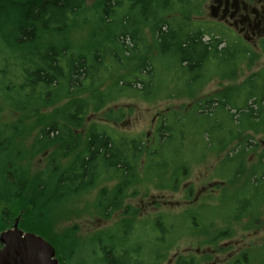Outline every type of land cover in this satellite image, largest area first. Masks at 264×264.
<instances>
[{"label":"rangeland","instance_id":"rangeland-1","mask_svg":"<svg viewBox=\"0 0 264 264\" xmlns=\"http://www.w3.org/2000/svg\"><path fill=\"white\" fill-rule=\"evenodd\" d=\"M95 1L86 0L88 13L80 20L78 19V26L61 35H50V39L56 43H63L64 41L66 44H71L74 51L80 49L83 51L86 47L97 44L109 46L107 42H103L109 32L108 29L99 26V15L90 14V8ZM192 1L189 8L196 10L193 11L191 18L196 25L202 24L208 27L221 21L219 16L212 13V8L209 9L206 5V0ZM129 2L131 1H125L115 8L112 16L113 25L110 26L112 33L118 34L120 32L119 22L125 15L130 16L129 31L133 32L137 29L135 28L137 14L131 8ZM262 3L264 5V0H262ZM250 6L254 7L255 4H250ZM5 10L0 8L1 13ZM179 10L172 11L163 19L170 20L174 18L176 27H180L182 22L180 16L183 12ZM6 13L8 14V12ZM1 19L4 23L3 28L6 30L7 21H5L4 16ZM156 24L158 23L142 24L148 44L154 41L152 27ZM262 34L263 38L261 40H264V33ZM253 38V43L248 44L249 58H244L245 60L241 62L234 75L227 74L229 71L227 67L225 71L220 70V73L212 60L208 70L201 75H197L198 81H202V83L193 86L190 92H184L183 85L180 83H174L172 86L176 85V87H170L171 90L164 88V83L181 78L182 73L178 70V67L175 69L177 74L171 70L173 54L158 56L154 50L152 56H158L156 60L157 68H155L151 77L155 79L157 87L152 90L149 98L132 93L115 97L101 109L88 111L83 116L82 121L74 126V138L77 136L76 134H81L83 137L85 130L93 125H102L116 130L120 134L132 137L138 136L142 142L152 147L154 145L155 129L161 118L164 120V116H168L169 119L179 117V120L175 122L177 123L175 126L182 124L180 119L188 124V126L182 127L186 133V136H184L185 141L183 140V145L180 144L181 151L178 156L170 158L172 160L171 164L166 162L161 165L156 164L157 167L147 170L149 157L142 158L137 179L133 181V188L130 184L132 189L129 188L128 197L124 198L121 210L103 217L94 208V202L101 190L100 188L106 187L111 190L116 182H120L119 179L117 181L102 182L96 188L94 185L89 191L75 197L74 194L66 196L68 201H65L57 209L55 207L44 208L47 209L45 213L47 211L49 213L50 209L56 210L51 212L49 216L47 213V218L43 214L42 232L44 235L53 238L55 243L60 246L65 245L62 244L64 239L67 241L66 244L71 246L68 248L69 252L74 253L70 264H79V256L85 259V264H95L92 255L93 240L97 234L113 229L117 222L126 217L124 214L126 205L133 206L136 212L132 223H134L139 236L131 234L134 242L138 238L145 237L142 238L145 240L143 248V251L145 250L143 252L145 264H175L177 257L186 258L189 256H196L195 259L200 262L198 264H235L234 260L237 258L238 253L242 252H247V264H264V192L261 191L259 195L252 199V194H249L250 189L248 188L250 175L252 179L255 175L264 173V133H248L252 138L245 143L241 155L243 166H241L240 155H236L241 151V145L238 144V141H231L228 146L226 145L225 148L219 150L208 148L198 136L200 128L197 127L194 132L192 129H195V126L190 125L187 118H185L189 112L193 113L194 110L192 109L206 97H214L221 90L227 88L239 87L251 76L264 71V41L261 42L256 36ZM219 62L223 63L222 61ZM130 63L128 62L125 67L109 66L110 63H105L108 66V71L103 76L105 77L104 84L100 89L111 87L117 78L130 73L134 67ZM209 75L212 78L208 79ZM139 77L141 79L148 78L144 74ZM130 80H132V77H130ZM159 84L161 86L158 87ZM256 84L259 85L258 82ZM60 92L64 93L63 90ZM82 94V96H86L84 91H82ZM67 101L68 99L62 98L43 109L42 113L47 114L42 118L37 116L38 122L40 120L43 123L57 121L61 124L63 121L54 120L53 111L64 107ZM117 108H120L121 112H125L121 119L116 123L113 121L103 122V119L106 118L107 120V115ZM111 115L115 116L114 113ZM19 118L20 114L14 112L12 105H9L6 100L0 99V121H4L7 126H11L15 122L20 123ZM155 118L157 119L154 120ZM38 122L36 120L27 122L25 126L28 131L22 133L19 138L15 136L11 141H6L7 144L4 142L0 145V156L3 157V161L0 163V231L8 217L10 219L8 221L11 223L17 215H21V222L25 228H28L26 226L27 220L33 222L32 212L29 209H24L25 207L20 202L21 199L10 196L6 186L4 189L3 172L7 167L11 168V165H18V168L25 171L27 178L34 179L49 163L51 156L57 153L58 149L55 143L47 144L45 151L32 153L35 146L34 136L41 127ZM225 124H227L226 121ZM20 128L23 129V126H20ZM29 128H32V131L27 134ZM175 141H177L176 137L170 143L173 148L177 149ZM57 143L60 144V142ZM78 149L79 146L76 150ZM72 154L73 152L70 153L68 159ZM143 161H145V166H142ZM240 167L243 172L233 178V169H240ZM172 175L176 176L174 180L171 178ZM52 191L53 187H51ZM245 197L250 200L249 202L252 199V205L247 204L251 207L250 211H246V200L243 199ZM237 201V208H242L246 212L235 210ZM158 215H164L163 219L170 231L166 237L164 236L163 242L156 239L158 233L151 225ZM35 223L33 222V224ZM141 226L145 230L140 228ZM223 229H228L231 237L214 238V235L220 233ZM208 240L213 242L210 243ZM229 241H238V244L224 248L223 244ZM160 248H162L161 255L164 254V256L162 255L161 259H156V254L153 252ZM208 248L210 251L206 252L205 250ZM211 249L216 251L212 252ZM113 253L118 255L117 252ZM205 254L209 257H205Z\"/></svg>","mask_w":264,"mask_h":264},{"label":"trees","instance_id":"trees-1","mask_svg":"<svg viewBox=\"0 0 264 264\" xmlns=\"http://www.w3.org/2000/svg\"><path fill=\"white\" fill-rule=\"evenodd\" d=\"M125 1L129 0H96L89 12L92 15H99V26L108 29L106 40L104 38L103 42H107L109 46L97 44L86 47L83 51L81 49L74 51L71 44L64 41L56 43L49 36L64 34L78 26L79 20L88 13L86 0H0V8L7 10L0 12V99L6 100L12 105L14 112L20 114V123L15 122L7 126L6 122L0 121V145L11 141L15 136L19 138L22 133L28 131L25 126L27 122L33 120L38 122L37 116L42 118L47 114L42 113L43 109L62 98L68 99L66 105L53 112L54 120L69 124L62 129L66 133L65 136L71 132L68 127L81 122L88 111L101 109L115 97L132 93L149 98L152 90L157 87L151 75L157 68L156 60L160 55L173 54L171 70L176 73L175 69L178 67L182 73L181 78L164 83V88L171 90L176 87L172 86L174 83H180L185 92H190L193 86L202 83L198 81L197 75L206 72L212 60L219 71H225L227 67L229 69L227 74L231 76L244 58H249L248 46L238 37H229L226 31L215 23L207 27L202 24L196 25L191 20L193 11H196L189 8L192 0H130L131 8L137 14L135 19L137 29L129 31L130 16L125 15L119 22L120 32L112 33L110 26L113 25L112 16L115 8ZM179 9L183 12L180 16L182 20L180 27H176L174 18L163 19L172 11ZM2 16L7 21L6 30L3 28ZM143 23H158L152 27L153 43H147ZM154 50L158 54L157 57L152 56ZM128 62L133 64L132 71L135 72L130 71L117 78L111 87L100 89L104 84L103 76L108 71L105 63H110L109 66L125 67ZM141 74L147 75L148 78L141 79L139 77ZM209 78L212 76L209 75ZM61 90L64 93L60 92ZM82 91L86 96H82ZM192 110L194 112L187 114V120L190 125L195 126V129H192L194 132L197 127L200 128L198 136L204 141L205 146L219 150L228 146L231 141H238L241 151L236 155H240V163L243 166L241 155L245 143L252 138L248 133H264V71L251 76L239 87L227 88L214 97H206ZM120 112L121 109L117 110L118 115ZM107 116L110 117V114ZM178 120L179 117L173 119L169 122L170 125L167 124V119L162 120L164 125L161 128L167 134L165 136L167 141L172 138L168 133L184 132L182 127L188 126L182 119H180L182 124L175 126ZM38 124L41 127L34 136L33 154L45 151L47 144L50 143V132L57 130L56 123L51 124V121L43 123L40 120ZM210 124L215 129L211 140L208 134ZM20 126H23V129ZM31 131L32 128L27 134ZM104 132L103 130L101 136L96 134L90 136L86 147L87 156L78 155L79 158L77 157L70 170L58 174L55 181H52V184L56 182L52 192L47 188L50 177L48 168L41 170L33 179L27 178L25 171L18 168V165L4 169V189L6 186L10 196L20 198L25 210L29 209L32 212L34 209L37 222L42 221L43 216L47 218L48 213V211L45 213L47 209L44 208L51 207L52 203L62 201L63 198L66 199V196H71L72 193L75 194V190H78L83 182L92 178L95 159L99 155H102L108 165L128 167L126 153L116 149L115 144ZM125 145L120 143L119 146ZM131 145L136 165L138 157L145 152V145L141 140H133ZM242 172L241 167L234 168L233 178ZM261 177H264V173L257 174L252 179L251 175L249 177V194H252L253 199L259 191L264 192V183L259 182ZM243 199L246 200L247 210L249 208L247 204L250 202L246 198ZM235 210L246 212L237 206ZM26 226L32 229L34 226L32 220H27ZM110 261L114 263L111 257L108 263ZM127 263L126 261L125 264Z\"/></svg>","mask_w":264,"mask_h":264},{"label":"flooded vegetation","instance_id":"flooded-vegetation-1","mask_svg":"<svg viewBox=\"0 0 264 264\" xmlns=\"http://www.w3.org/2000/svg\"><path fill=\"white\" fill-rule=\"evenodd\" d=\"M250 4H255V6H250ZM211 11L214 15H217L221 18V21L216 22L215 24L219 26V28H222L228 36L230 37H238L239 40L248 46L249 43H253V37H258V40L261 42L264 40H261L264 33V5L262 3V0H216V3H214L211 6ZM214 24V23H213ZM242 37V38H241ZM181 92V91H180ZM185 92V91H184ZM120 108H117L116 110H113L110 112V117L106 120L103 119L105 123H109L113 121L116 123L121 117L125 114V112H120L119 115L117 114V110ZM114 113L115 116L113 117L111 114ZM109 115V114H108ZM185 117V116H184ZM182 118V117H181ZM185 118H188L186 116ZM155 118L154 120H156ZM168 120L169 117L164 116V121ZM163 118H161L159 125H157L155 129V135H154V145L151 147L149 144H145V152L141 154V156L137 159V164L135 165L133 161V153H132V141H139L138 136H128L125 134H120L118 131L113 130L111 128L102 126V125H93L87 130H85V134L82 137L81 134H76L77 136L74 138V126L68 127L70 128V133L66 135L64 131H62L63 127L69 126V124L62 122L61 124L57 121H52L51 124L56 123V131L50 132L49 140L50 144H57V153L54 156H51V160H49V163L45 166V168H48L49 170V179H48V185L47 188L51 192V187H54V184H52V181L54 182L57 178L59 173H65L68 170H70L73 163L76 161L78 155L80 156H87V142L92 134H96L98 136L103 135V130L109 136V139L111 142L115 144L116 149H120V151H124L126 153V161L128 163V167H124L121 165H108L106 161L103 159L102 155H99L95 159V170L92 175V178L88 181L83 182L79 187L78 190H75L74 197L78 194H81L83 192L89 191L91 187L95 185L98 187L102 182H109L111 180L117 181L119 179V183L116 182V184L112 187L110 190L109 188H100L96 201L94 202V208L95 210H98V214L100 216H109L112 212L121 210L123 208V202L124 198L128 197V190L129 188L132 189L134 186V180L137 179V176L139 174L140 164L143 157H149L148 164L146 166V169L150 170L157 165H161L163 163L171 164L172 160L170 158L177 157L180 149V144H184V136H186L185 131L179 132L174 135L173 131L171 133H168L169 135H172V138L167 141L165 139V136L167 135L164 132V129L161 127L164 125L162 123ZM171 122L173 120V117L169 119ZM169 122L167 124H169ZM80 122L77 123V125ZM170 125V124H169ZM181 131V129H179ZM54 133V134H53ZM116 133V134H115ZM161 136V137H160ZM175 145H177V149L172 147V144L170 141L175 139ZM183 138V139H182ZM184 140V141H183ZM57 142H60L57 143ZM126 144L124 147H120V143ZM162 144V145H161ZM216 144V143H214ZM160 145V146H158ZM165 145V146H164ZM212 145V144H208ZM79 146V149L76 150V148ZM215 148V147H214ZM149 151V153L147 152ZM156 151L157 153H154ZM73 152L71 157L70 153ZM78 157V158H79ZM155 157V159H154ZM58 159V160H56ZM64 159H67L66 161H63ZM157 160V161H156ZM62 162V164H61ZM143 164L142 166L144 165ZM157 164V165H156ZM134 166L136 169H133ZM141 166V167H142ZM145 166V165H144ZM144 168V167H142ZM138 171V172H137ZM175 176V175H174ZM173 175L171 178L173 180L176 178ZM132 184V188L130 186ZM261 191H259V194ZM70 194V193H69ZM73 194V193H72ZM133 192L131 193V195ZM258 194V195H259ZM130 195V196H131ZM73 197V198H74ZM246 198V197H245ZM255 198V197H254ZM72 199V198H71ZM247 199V198H246ZM253 199V198H252ZM252 199L250 202V206L252 205ZM65 201H68L67 199L63 198L62 201L54 202L52 203L51 207H55L56 209L61 207ZM248 201H250L248 199ZM238 201L236 202L237 206ZM235 206V209H236ZM249 207L246 211H250ZM56 209H50V212L48 213V216ZM125 218L121 219L119 222L116 223L115 227L113 229H110L108 231L103 232L102 234H97L95 239L93 240V259L95 261V264H114L111 263L110 257L112 258V261H115V264H124L126 261L127 264H145L144 260V251L143 248L145 246V240L142 238H138L135 242L133 240V236L137 235L139 236V233L135 230V225L132 223L133 216L135 217L136 212L134 210L133 206L126 205L124 209ZM37 214L34 213V209L32 211V217L33 222L35 223L37 221ZM164 215H158L154 219V221L151 223L153 225V229L155 230L158 235H156V239L159 242H163L164 236L169 234V228L167 227L166 221L163 219ZM9 217L4 222V227L0 231L3 232L4 229L7 230H14L15 227L22 231L23 234L27 232L34 233L35 235L39 234L42 238L46 239L47 242L53 247V249L57 252L59 257V264H70L72 261V257H74V253L69 252L68 250L70 245H67V241L64 239L62 244L65 245H59L58 243H55L53 238H50L47 235H44L41 228V220L36 222L32 229H28L23 227V223L21 222V215H17L13 221L10 223ZM40 226V228L38 227ZM47 227V226H46ZM145 230L144 227H140ZM224 233V235L220 234ZM220 233H216L214 235V238H229L231 235L229 234L228 229L221 230ZM133 234V236L131 235ZM65 236V235H64ZM213 238V240H214ZM150 240V239H149ZM148 240V243H149ZM210 243L213 242L212 240H208ZM238 244V241H229L223 244L224 248H228L229 246ZM149 246V244H148ZM211 246V245H210ZM223 249V248H222ZM161 250L156 249L154 250V254H156V259H161ZM199 251V249H197ZM206 252L210 251V249H206ZM212 252H215L216 250L211 249ZM113 252H117L118 255H115ZM205 257H209V255L205 254ZM121 258V259H120ZM146 258V257H145ZM196 256H189V257H177L175 259V264H198L200 263L197 261ZM79 264H85V259L79 256ZM108 259V260H107ZM106 262L104 263L103 261ZM236 260V261H235ZM234 260L235 264H247L248 263V255L247 252L238 253L237 258ZM174 264V263H173ZM214 264V263H211Z\"/></svg>","mask_w":264,"mask_h":264},{"label":"snow or ice","instance_id":"snow-or-ice-1","mask_svg":"<svg viewBox=\"0 0 264 264\" xmlns=\"http://www.w3.org/2000/svg\"><path fill=\"white\" fill-rule=\"evenodd\" d=\"M214 3H216V0H206V5L209 9H211ZM209 111L212 110L209 109ZM214 131L215 129L210 124L208 129L209 140H211ZM2 161L3 157L0 156V163H2ZM259 182L264 183V177L259 178ZM4 231L7 232V229H4ZM10 250H23L31 256V264H59L57 252L53 250L47 240L42 238L39 234L25 235L17 232L8 233L6 236L0 235V255Z\"/></svg>","mask_w":264,"mask_h":264},{"label":"water","instance_id":"water-1","mask_svg":"<svg viewBox=\"0 0 264 264\" xmlns=\"http://www.w3.org/2000/svg\"><path fill=\"white\" fill-rule=\"evenodd\" d=\"M22 233L21 230L15 227L14 230L3 231L0 235L6 236L8 233ZM35 235L34 233L27 232L25 235ZM50 245V244H49ZM53 249V247L50 245ZM54 250V249H53ZM31 256L23 250H10L0 255V264H31Z\"/></svg>","mask_w":264,"mask_h":264}]
</instances>
